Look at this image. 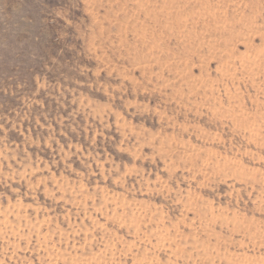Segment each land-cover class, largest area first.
<instances>
[{
  "label": "rangeland",
  "instance_id": "rangeland-1",
  "mask_svg": "<svg viewBox=\"0 0 264 264\" xmlns=\"http://www.w3.org/2000/svg\"><path fill=\"white\" fill-rule=\"evenodd\" d=\"M0 264H264V0H0Z\"/></svg>",
  "mask_w": 264,
  "mask_h": 264
}]
</instances>
